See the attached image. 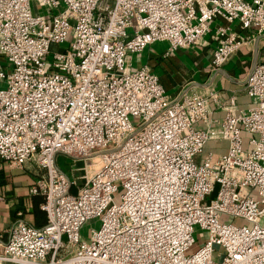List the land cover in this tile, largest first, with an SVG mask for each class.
Instances as JSON below:
<instances>
[{"label": "built area", "instance_id": "built-area-1", "mask_svg": "<svg viewBox=\"0 0 264 264\" xmlns=\"http://www.w3.org/2000/svg\"><path fill=\"white\" fill-rule=\"evenodd\" d=\"M219 17L262 34L264 0H0V159L39 171L46 213L0 231V264H264V55L245 80L255 105L233 101L217 127L218 92L171 98L133 64L157 42L199 44ZM217 37L220 70L246 38ZM214 140L227 152L205 154Z\"/></svg>", "mask_w": 264, "mask_h": 264}, {"label": "crops", "instance_id": "crops-1", "mask_svg": "<svg viewBox=\"0 0 264 264\" xmlns=\"http://www.w3.org/2000/svg\"><path fill=\"white\" fill-rule=\"evenodd\" d=\"M253 1V0H247ZM228 28L244 38L246 43L220 69L212 67V55L218 46L217 31ZM264 33L244 29L239 21L232 23L216 18L203 40L189 49L170 50L168 42H157L147 47L141 55L133 57L134 66H149L157 74L166 93L178 98L184 91L206 95L210 90L220 94V103L211 102L209 119L217 127L226 116V107L234 104L247 110L255 105L246 91L245 80L251 69L263 59ZM198 128L203 124H197ZM248 134H244L245 148L249 149ZM228 150L225 140L209 141L204 153L224 154ZM39 171L32 165L11 166L0 159V231H7L25 221L36 227L46 224L42 209L44 197L32 195L31 186L39 178Z\"/></svg>", "mask_w": 264, "mask_h": 264}, {"label": "rangeland", "instance_id": "rangeland-1", "mask_svg": "<svg viewBox=\"0 0 264 264\" xmlns=\"http://www.w3.org/2000/svg\"><path fill=\"white\" fill-rule=\"evenodd\" d=\"M36 5L33 3V8L35 9ZM39 11L43 14L46 12L45 8L41 7L39 8ZM68 47V43L62 44L61 46V50H64L65 48ZM3 63H7V60H5V58L2 60ZM1 86H4L3 84ZM57 163L59 168L64 171L65 173H67L68 175L72 174V168H73V159L70 158L69 156H65L63 154H60L57 158ZM122 193V190L115 196V200L116 202H119V195ZM215 197V194L212 195V198ZM210 198V196H209ZM221 222L222 223H235V224H241L242 221L240 219H236L233 217H230L228 215H222L221 218ZM100 220L99 218H93L88 220L85 225L83 226L82 230H81V236L82 239L89 241L90 239V235H91V229H98L100 227ZM195 236L197 239L200 238V240H202L204 235H205V231L198 225L195 226Z\"/></svg>", "mask_w": 264, "mask_h": 264}, {"label": "water", "instance_id": "water-1", "mask_svg": "<svg viewBox=\"0 0 264 264\" xmlns=\"http://www.w3.org/2000/svg\"><path fill=\"white\" fill-rule=\"evenodd\" d=\"M84 166V162L83 161H79L76 163V168H82Z\"/></svg>", "mask_w": 264, "mask_h": 264}]
</instances>
